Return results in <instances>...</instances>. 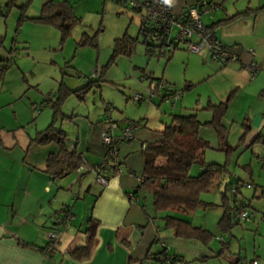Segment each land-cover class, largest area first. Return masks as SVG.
Wrapping results in <instances>:
<instances>
[{
    "label": "crops",
    "instance_id": "0c3cea01",
    "mask_svg": "<svg viewBox=\"0 0 264 264\" xmlns=\"http://www.w3.org/2000/svg\"><path fill=\"white\" fill-rule=\"evenodd\" d=\"M48 1L51 0H42L41 6ZM199 1L201 0H169L166 4L177 13ZM205 1L221 4L224 15L203 16L202 22L214 32L218 41L237 61L220 65L208 57L193 54L198 58L187 56L181 83L167 73L163 74L160 81L165 82L168 88L176 86V83L180 84L179 91L174 88V91L180 93L179 99L170 104L153 96L150 100L141 102L147 103L138 117L126 119L138 122L139 128L131 142L120 146L122 175L116 176L111 171L108 186L103 188L96 183L92 174L99 191L93 197L89 214L84 212L82 217L74 213L76 204L69 207L70 197L75 190L79 198L93 195L91 186L85 189V180L90 173L80 170L62 182L51 180L44 173L48 156L56 154L58 147L54 143L38 145L34 139L37 133L50 125L53 117L52 103L47 104L52 114L45 117V120L51 121L47 127H37L41 114L35 118V112L42 100H37L36 96L29 94L30 91L27 92L25 88L30 82L23 74L21 86L17 84L15 88L8 83L10 70L5 74L0 83V264H159L158 259L162 257L163 250L167 256L182 258L181 264H184L185 260L180 253H171L165 248L153 222L157 216L152 214L153 218L148 214L143 207L146 203L135 193L138 188L137 179L144 175L143 147L153 141L155 134L163 131L172 116L195 114L203 125L212 119L207 108L226 102L221 125L226 131L227 144L235 148L230 158L239 151L264 152V13L239 15L264 6V0H246V4H243L244 0L236 4H231L232 0ZM233 17L235 18L232 19ZM230 19L232 21L224 22ZM140 23L141 16L139 25ZM179 48L180 46L170 54L172 59ZM252 65L257 69L255 73L249 69ZM8 109L11 110L10 117L6 114ZM75 117L78 116L72 113L65 118L67 126L76 129L74 137L65 128L62 129L64 121L57 127L56 119L54 129L67 135L66 148L75 150L85 162L98 164L104 154L100 142L102 120L96 123L87 120V128L82 131ZM245 128L248 131L240 144ZM202 132L210 134L205 137ZM198 135L209 143L211 151L223 154L215 151L218 138L213 130L201 127ZM226 160L224 157V161L218 165L224 164ZM258 161L264 166V159ZM164 163L163 159L157 160L159 166ZM252 165L250 160L240 167V172L235 173L239 178L236 188L239 184L247 188L255 186ZM226 179L229 182L230 177ZM221 181L222 179L215 178L214 188ZM227 186L228 183L226 188ZM237 190V195L241 196L239 189ZM251 192L255 196L256 190L251 188ZM131 195L134 196L132 200ZM50 196H56L57 201H52ZM262 197L264 195L261 194ZM237 199L243 200V195L241 198L237 196ZM45 203L48 204L46 210L43 205ZM53 205L56 206L55 209ZM64 207H69L74 220L66 229L61 230L53 226L52 217ZM89 219L97 223L94 248L88 259L77 261L70 257V253L87 244L88 237L84 232L89 226ZM50 231L59 234V243L53 252L47 254L40 249L48 243L47 233ZM21 243L38 249L22 247Z\"/></svg>",
    "mask_w": 264,
    "mask_h": 264
},
{
    "label": "rangeland",
    "instance_id": "374dc122",
    "mask_svg": "<svg viewBox=\"0 0 264 264\" xmlns=\"http://www.w3.org/2000/svg\"><path fill=\"white\" fill-rule=\"evenodd\" d=\"M53 1H66L71 7L73 17L77 20V25L62 44L61 35L56 29L28 20L39 16L42 0H14L11 4L9 0H0L2 12L0 15V38L2 39L0 60L10 63L7 70V72L10 70V73L7 78L13 88L18 86L17 84L21 86L23 74L30 82L25 88L27 92L30 91L29 94L36 96L37 100H42L35 112V118L41 114L37 120V127L40 125L47 127L51 121L45 120L48 114L49 117L52 114L45 99L49 94L54 95V98L60 96V91L64 104L56 118V123L59 127L60 122L64 121L62 129L65 128L71 137H74L76 129L68 127L65 118L72 113L78 116L74 119L82 131L87 128V120L96 123L103 120L105 116L135 119L141 111H144L147 103L133 102L136 95L142 96L145 100L148 99L149 84L153 80L162 79L165 73L181 83L186 70L187 56L198 58L194 56L195 54L188 52L184 45H180L173 59H169L170 61L167 59L171 53L161 52L162 56H160V52L153 51L147 54V50H152L143 43L144 38L139 34V14L115 0ZM239 1L242 0H232L231 4ZM243 4H246V0ZM215 14L224 15L221 9ZM21 16L28 19L18 27ZM124 35L136 41L132 56L113 57L114 44ZM194 66L196 67V63ZM93 73L97 74L96 80L90 79ZM88 82L92 83L88 84ZM178 83L168 90L173 91L176 87L179 91ZM66 93L67 96H64ZM163 109H166V106H163ZM6 114L10 117L11 110L8 109ZM80 117L85 119L82 120ZM206 134L210 133L202 132V136L208 137ZM224 157L223 154L209 150L205 154V163L221 164ZM258 159H264V152L239 151L229 159L228 169L231 176L225 194L232 207L233 196L230 194V189L236 188V182L239 179L235 173L240 172V167L251 160L255 183V186L251 188L256 190V194L254 196L251 188L240 184L237 189L241 195L238 197L241 198L243 195V201L250 205L248 211L254 214L252 221H242L229 231H222L218 225L223 213L222 193L219 189L202 193L200 201L212 206L207 209L199 208L189 216L172 213L170 215L210 233L212 238L209 243L205 246L200 241H187L173 237L170 231L163 228L164 223L160 217L165 214H159L158 219L153 222L159 230L157 235L164 241L165 248L171 253H180L185 260L184 264H253L252 262L264 264V197L261 198V194L264 195V166L260 165ZM200 173L201 169L198 167L191 168L189 172L193 177ZM87 177L85 189L91 186L93 195L84 198L83 191V196L79 198L75 190L70 197L69 207L76 204L74 206L76 216L79 214L82 217L84 212L89 214L93 197L99 191L92 174L90 173ZM54 197L50 196V199L57 201V197ZM142 201L146 203V206H150L149 197ZM43 205L46 210L48 204ZM55 207L53 205V209ZM148 211V214L153 216L149 208ZM219 238L222 242L218 240ZM221 244L229 245V249L219 254ZM200 260L203 261L200 262Z\"/></svg>",
    "mask_w": 264,
    "mask_h": 264
},
{
    "label": "trees",
    "instance_id": "16d2710c",
    "mask_svg": "<svg viewBox=\"0 0 264 264\" xmlns=\"http://www.w3.org/2000/svg\"><path fill=\"white\" fill-rule=\"evenodd\" d=\"M12 1L14 0H9V4H11ZM1 13L2 12L0 11V15H2ZM250 13H264V6L256 10H248L239 15H247ZM138 14L140 15V13ZM26 19L28 18L21 16L18 21V27L24 23L23 21ZM232 19L224 22H230ZM28 20L39 25H46L56 29L61 35V44L70 36L71 31L77 25V20L73 17L71 7L66 1H48L41 6L38 17ZM148 29L149 28L143 25L141 21L139 26V34L144 38L143 43L153 50L148 40ZM1 43L2 39L0 38V47ZM135 43L136 41L129 38L127 35H124L122 38L116 40L113 49V57H131ZM81 44L83 45V43ZM223 48L225 49L224 46ZM147 51V54H151V52L153 53V51ZM159 54L162 56L161 53ZM170 58L171 55L167 60ZM9 65V62L0 60V83L8 70ZM252 66L255 68L254 65ZM252 66H249V68ZM255 70L257 69L255 68ZM89 83L92 82H88V84ZM86 87L88 88V85ZM86 87H84V89ZM60 93L61 95L57 96V98H54L53 95L50 101H45L47 104L52 103V121L45 130L37 133L36 138L34 139L38 145H48L51 143L57 145L58 152L48 156L44 173L51 180L58 182H62L71 174L80 171L85 164H90L85 162L75 150H69L66 148L65 143L67 141V135L61 130L54 129L56 115L64 104L62 100V92L60 91ZM64 96H67V93ZM226 107V102L218 106H209L207 110L211 112L212 119L210 122L203 125L200 124L195 114L172 116L170 123L164 126L163 131L155 134L153 141L143 147L144 175L141 178H144V181L141 185H138L135 193L139 194L142 200L146 199L147 197L150 198V206H146L145 204L143 207H145L147 211L149 208V210H151L153 214L157 216V219L159 214H165V216L160 217L164 223L163 228L165 230H170L173 233V236L177 239L200 241L206 246L212 238V235L202 228L193 227L189 222L179 220L176 217L171 216L170 213L189 216L199 208L207 209L212 205L200 201L201 194L208 193L214 189H219L225 181V178L230 177L228 158L230 159V155L235 151V148L227 144L226 131L221 125V120L224 117ZM102 122L100 124L101 130ZM134 123L138 124V122ZM201 127H209L217 135L218 145L215 151L222 152L225 155L227 160L224 164L218 165L214 163H205V154L207 151L212 149L207 141L199 137L198 132ZM247 131L248 128H245L244 134L239 141L240 144L242 143ZM159 159H163L165 162L161 166L157 165V160ZM193 167H198L201 169V173L196 177L190 176L189 174L191 168ZM111 171L115 173L114 170ZM215 178L222 179L216 188H214ZM226 191L227 188L222 193L223 213L218 224L222 231H229L233 226L240 223L233 220L234 211L233 207L230 205L229 199L225 196ZM237 196L238 195L236 194V197L233 198L232 204L235 201L243 202V200H238ZM87 223L89 226L84 232V234L88 237L87 244L83 247L73 250L70 253V257L77 261L88 259L94 248V231L97 223L91 219H89ZM21 245L25 248L38 249L32 245L24 243H21ZM221 245L222 248L220 249L219 254L229 249V245ZM53 250L54 249L52 248L50 242H48L44 248L40 249L41 252H47V254L53 252ZM161 255L162 257L159 259L165 258L167 256L164 250L162 251ZM172 258L174 261L179 262L180 264L183 262L182 258L180 257L172 256ZM202 261L203 260H200V262Z\"/></svg>",
    "mask_w": 264,
    "mask_h": 264
},
{
    "label": "built area",
    "instance_id": "2783aa9c",
    "mask_svg": "<svg viewBox=\"0 0 264 264\" xmlns=\"http://www.w3.org/2000/svg\"><path fill=\"white\" fill-rule=\"evenodd\" d=\"M133 11L140 13L141 21L148 29V40L152 51L170 53L180 45H184L186 50L192 54L208 57L211 61L220 65L235 62L236 57L227 52L216 38L213 31L207 29L201 18L207 15H214L221 9V4L199 1L194 6L183 8L180 12H173L167 6L165 0H117ZM1 11V10H0ZM252 53V52H251ZM252 73L256 70L252 66L249 68ZM97 74L93 73L90 79H96ZM168 86L163 81H152L148 87V100L153 96H158L163 102L172 104L180 97L177 91L168 90ZM53 95L49 94L45 101H50ZM145 99L136 95L133 102L141 103ZM138 124L124 118L117 120L106 116L102 122L100 142L104 147V155L97 165L85 164L81 171L91 173L95 177L96 183L105 188L108 186L111 170L116 176L122 175L120 146L131 142L135 138ZM144 178H138L137 183L141 185ZM237 188H231L230 194L236 197ZM133 195L130 196L132 200ZM73 199H77L73 197ZM247 202L235 201L232 205L234 211L233 220L237 222H250L254 214L248 211ZM74 220L69 207H64L59 214L52 217L53 226L61 230L66 229ZM47 240L53 249L59 243V234L54 231L47 233ZM219 241L222 239L219 238ZM159 264H180L173 260L172 256H166L158 260ZM255 264V262H252Z\"/></svg>",
    "mask_w": 264,
    "mask_h": 264
},
{
    "label": "water",
    "instance_id": "95a60500",
    "mask_svg": "<svg viewBox=\"0 0 264 264\" xmlns=\"http://www.w3.org/2000/svg\"><path fill=\"white\" fill-rule=\"evenodd\" d=\"M227 183H228V179H226V180L223 182V184H222V186H221V188H220V193H223V192H224Z\"/></svg>",
    "mask_w": 264,
    "mask_h": 264
},
{
    "label": "clouds",
    "instance_id": "9594fccd",
    "mask_svg": "<svg viewBox=\"0 0 264 264\" xmlns=\"http://www.w3.org/2000/svg\"><path fill=\"white\" fill-rule=\"evenodd\" d=\"M165 2L167 3V2H169V0H165Z\"/></svg>",
    "mask_w": 264,
    "mask_h": 264
}]
</instances>
